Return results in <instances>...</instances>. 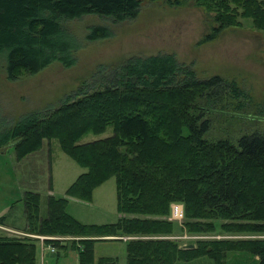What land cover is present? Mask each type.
Masks as SVG:
<instances>
[{
    "label": "trees",
    "instance_id": "trees-1",
    "mask_svg": "<svg viewBox=\"0 0 264 264\" xmlns=\"http://www.w3.org/2000/svg\"><path fill=\"white\" fill-rule=\"evenodd\" d=\"M141 2L0 0V54L6 57L7 76L35 73L54 60L70 64L79 42L65 21L86 14L111 22L132 19ZM193 2L214 13L215 25L202 41L241 26L246 18L264 30V0ZM106 34L98 25L86 39ZM241 93L232 81L219 75L197 80L193 70L172 55L158 54L129 58L119 68L83 82L57 107L21 117L0 143L12 138L21 158L37 150L44 138L57 140L85 168L66 195L88 200L95 186L114 176L120 214L113 223H81L66 211V197L49 195L41 216L39 193L26 190V230L84 236L78 240L81 248H75L80 264L93 262V244L99 240L94 237L105 235L139 237L126 242V264H177L201 257L229 264V252L248 253L264 264V238L197 239L188 248L167 237L174 228L168 219L174 201L183 205L181 227L188 233L264 234V134L252 131L233 141L206 137L209 112ZM0 264H39L38 239L0 235ZM97 264L118 263L102 256Z\"/></svg>",
    "mask_w": 264,
    "mask_h": 264
},
{
    "label": "rangeland",
    "instance_id": "rangeland-1",
    "mask_svg": "<svg viewBox=\"0 0 264 264\" xmlns=\"http://www.w3.org/2000/svg\"><path fill=\"white\" fill-rule=\"evenodd\" d=\"M173 1L142 0L134 18L119 22L95 14L65 21L64 26L79 42L70 64L54 60L35 73L25 72L9 78L6 57L0 54V140L10 136V128L21 117L57 107L86 80L119 68L129 58L158 54L172 55L179 64L193 70L197 80L219 75L242 91L209 112L211 125L206 137L233 141L252 131L264 134V30L254 28L251 19L246 18L241 26L225 28L213 39L202 41L215 25L214 13L195 5L193 0H179V4ZM98 25L107 29L106 36L86 39L90 28ZM107 134L109 132L101 136ZM91 138L96 137H86L87 140ZM12 142L9 138L0 143V216H4L0 235L37 238L39 264H80L75 248H81L78 240L84 236L41 235L26 230L24 191L39 193L41 216L46 214L47 197L53 195L66 197V211L81 223H113L120 216L115 177H108L95 186L88 200L68 196L66 189L85 168L69 157L57 140L44 138L37 150L21 158L16 156ZM172 222L173 233L167 237L177 240L180 246L192 244L197 239L264 238V234L188 233L181 227L182 223ZM41 236L58 239L60 243H46ZM94 238L99 240L93 244L90 264H97L102 256L126 264V242L139 237L105 235ZM227 261L229 264H258L256 256L241 252H229ZM177 264L213 263L201 257Z\"/></svg>",
    "mask_w": 264,
    "mask_h": 264
},
{
    "label": "built area",
    "instance_id": "built-area-1",
    "mask_svg": "<svg viewBox=\"0 0 264 264\" xmlns=\"http://www.w3.org/2000/svg\"><path fill=\"white\" fill-rule=\"evenodd\" d=\"M169 220H175L179 224L183 222L184 219V212H183V205L179 202H173L170 205V216L168 217ZM43 239H47V237L41 236ZM194 238L195 236H189Z\"/></svg>",
    "mask_w": 264,
    "mask_h": 264
},
{
    "label": "water",
    "instance_id": "water-1",
    "mask_svg": "<svg viewBox=\"0 0 264 264\" xmlns=\"http://www.w3.org/2000/svg\"><path fill=\"white\" fill-rule=\"evenodd\" d=\"M187 247H188V248H192V247H194V245L189 244V245H187Z\"/></svg>",
    "mask_w": 264,
    "mask_h": 264
},
{
    "label": "crops",
    "instance_id": "crops-1",
    "mask_svg": "<svg viewBox=\"0 0 264 264\" xmlns=\"http://www.w3.org/2000/svg\"><path fill=\"white\" fill-rule=\"evenodd\" d=\"M3 216V215H2ZM2 216H0V217H2Z\"/></svg>",
    "mask_w": 264,
    "mask_h": 264
}]
</instances>
